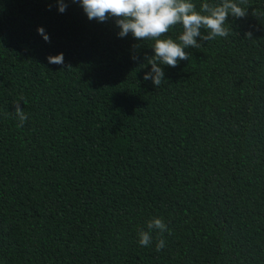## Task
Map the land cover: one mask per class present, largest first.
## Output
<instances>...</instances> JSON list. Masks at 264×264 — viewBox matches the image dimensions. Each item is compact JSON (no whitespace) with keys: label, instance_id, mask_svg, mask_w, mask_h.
<instances>
[{"label":"trees","instance_id":"1","mask_svg":"<svg viewBox=\"0 0 264 264\" xmlns=\"http://www.w3.org/2000/svg\"><path fill=\"white\" fill-rule=\"evenodd\" d=\"M65 2L0 0V264H264V0L159 87L152 41Z\"/></svg>","mask_w":264,"mask_h":264},{"label":"clouds","instance_id":"2","mask_svg":"<svg viewBox=\"0 0 264 264\" xmlns=\"http://www.w3.org/2000/svg\"><path fill=\"white\" fill-rule=\"evenodd\" d=\"M79 3L89 20L106 22L114 18L119 28L117 35L121 38L131 34L137 41H152L150 47L153 54L146 58L151 65L148 72L143 75L144 80H150L155 87L166 81L161 65L176 67L181 60H189V48H201L199 37L203 41L215 40L217 37L227 38L230 25L226 27L227 18H243L248 14V0H219L210 3L204 0L197 10L193 0H72ZM58 11L64 13L67 9L65 0H57ZM176 25L182 27L178 40L167 34ZM206 30L207 34L201 31ZM37 33L45 42H50V37L42 26L37 27ZM244 36L251 38L252 33L245 32ZM139 47V45H134ZM135 60L137 57L132 56ZM50 64H64L63 53L49 55ZM140 67H144L143 64ZM25 104L24 98L21 97ZM14 113L18 119V127H23L28 120V114L19 103H13ZM146 229L138 232L139 244L149 246L153 241V230L157 232L156 251L166 247L163 233L168 227L163 218L153 217L146 222Z\"/></svg>","mask_w":264,"mask_h":264}]
</instances>
